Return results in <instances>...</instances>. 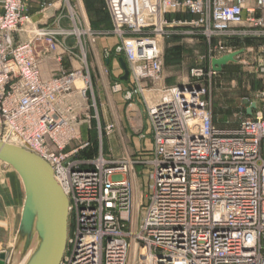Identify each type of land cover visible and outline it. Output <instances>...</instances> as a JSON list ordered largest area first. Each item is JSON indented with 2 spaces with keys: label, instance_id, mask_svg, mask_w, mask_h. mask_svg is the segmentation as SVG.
<instances>
[{
  "label": "built area",
  "instance_id": "obj_1",
  "mask_svg": "<svg viewBox=\"0 0 264 264\" xmlns=\"http://www.w3.org/2000/svg\"><path fill=\"white\" fill-rule=\"evenodd\" d=\"M104 2L109 30L81 28L72 15L71 29L39 28L37 39L55 50L65 35L116 36L114 51L136 84L127 98L143 90V82L155 86L162 77V41L173 25H186L181 34L205 41L209 69L193 66L187 80L158 88V100L147 107L151 188L134 223L133 194L124 178L129 161L99 152L83 169L72 158L76 149L66 151L80 139L92 106L84 54L80 68L43 78L35 39H15L26 19L24 0H0V139L47 161L68 197V237L59 264H264V89L248 98L256 103L251 115L244 108L235 127L220 128L202 83L217 73L212 58L239 49L224 38L248 37L245 51H264V0ZM170 13L194 17L169 21ZM111 88L119 91L120 84Z\"/></svg>",
  "mask_w": 264,
  "mask_h": 264
},
{
  "label": "crops",
  "instance_id": "obj_2",
  "mask_svg": "<svg viewBox=\"0 0 264 264\" xmlns=\"http://www.w3.org/2000/svg\"><path fill=\"white\" fill-rule=\"evenodd\" d=\"M24 3L26 19L16 30L15 39L18 41L35 39L43 78H48L64 69L80 68L82 66L80 56L84 54L92 82V92H89L88 99V104L92 106L87 112L88 117L81 123L80 143L73 145L71 142L66 148V151L76 149L72 158L80 161V167L89 168L87 161L99 152L111 158L110 153L103 150L102 137L106 138L109 149L116 146L123 150L129 147L140 149L144 146H152L147 107L158 100L160 95L158 88L163 87L162 79L156 81L155 86H149L150 96L145 93L138 94L136 91L127 98L126 92L133 90L136 84L131 80L129 73L124 78L125 72L119 59L123 55L114 51V47L119 43L116 36L99 35L92 39L88 34L79 37L74 34L65 35L60 37L62 45L55 50H48L44 41L36 37L37 30L46 26L71 29L74 25L71 20L72 15L81 28L91 31L109 30L112 22L104 0H24ZM175 14H167L169 16L167 20H187L175 17ZM184 37L181 38L182 41L186 39L189 42L206 45L200 37L192 38L188 35ZM234 40L224 38L223 41L227 45H234ZM245 41L236 48L249 46L251 42L246 45ZM169 44L166 40L162 41L164 52ZM116 82L120 84L119 91H113L111 88ZM146 83L143 82L142 85ZM179 83L177 81V84ZM108 125H112L111 130L106 129ZM236 125L237 122L217 124L220 128ZM133 200L135 207L138 204L135 203L136 197H133Z\"/></svg>",
  "mask_w": 264,
  "mask_h": 264
},
{
  "label": "rangeland",
  "instance_id": "obj_3",
  "mask_svg": "<svg viewBox=\"0 0 264 264\" xmlns=\"http://www.w3.org/2000/svg\"><path fill=\"white\" fill-rule=\"evenodd\" d=\"M186 29L188 26L182 24L173 25L167 29L168 37L164 40L170 44L166 47V53L163 50L164 67L160 78L163 80V87L174 86L177 81L187 80L193 66H200L204 73L208 72L207 46L203 43L189 42L186 39L182 41L181 38L185 35L181 33ZM250 39L236 38L234 45L238 46ZM253 41L261 42L259 39H252ZM165 54H167L166 57ZM202 83L206 88L205 98L209 101L214 124L236 122L244 109L243 105L239 106L240 98L255 100L258 93L264 89V51L257 50L256 47L252 51L244 50L235 62L222 66L220 71L210 77L205 75ZM152 84L148 81L146 85H142L143 90H138L137 93L150 96L148 88ZM76 143H80V139L72 142L73 145ZM102 146L104 151L110 153L112 160L129 161L124 178L127 180L130 194L136 197L135 203H138L133 215L134 223H137L142 217L146 197L151 188L149 159L152 146H144L140 149L129 147L127 150L116 146L109 149L105 137H102ZM23 203L24 187L20 176L9 164L0 162V251L6 253L5 264H11V258L19 248L22 239L26 237L20 231ZM20 253L24 254V246ZM129 264L132 262L130 261Z\"/></svg>",
  "mask_w": 264,
  "mask_h": 264
},
{
  "label": "water",
  "instance_id": "obj_4",
  "mask_svg": "<svg viewBox=\"0 0 264 264\" xmlns=\"http://www.w3.org/2000/svg\"><path fill=\"white\" fill-rule=\"evenodd\" d=\"M244 48L211 59V67L220 71L228 62H235ZM120 62L128 76L126 61ZM242 105L251 115L254 101L244 98ZM0 161L9 164L20 176L24 187V203L20 220V231L26 235L28 245L32 226L40 238L39 245L26 264H59L66 249L69 210L68 197L54 177L51 165L39 155L16 144L0 139ZM6 253L0 251V264L6 263Z\"/></svg>",
  "mask_w": 264,
  "mask_h": 264
},
{
  "label": "bare ground",
  "instance_id": "obj_5",
  "mask_svg": "<svg viewBox=\"0 0 264 264\" xmlns=\"http://www.w3.org/2000/svg\"><path fill=\"white\" fill-rule=\"evenodd\" d=\"M10 143L15 144L12 141H10ZM0 162H2V161H0ZM2 163H5V162H2ZM133 213H134V209H133ZM30 237L31 238L29 240L28 245H26V240L27 239H25V238L22 239V241H21V243L19 245V248L17 249V251L14 254V256L11 258V260H12L11 264H26L27 261L29 260V258L32 256V254L37 249V247L39 245V242H40V238H39L38 233H37V231L35 229V220H34V223H33V226H32L31 236ZM23 246H24V254L21 255L20 251L23 250Z\"/></svg>",
  "mask_w": 264,
  "mask_h": 264
},
{
  "label": "trees",
  "instance_id": "obj_6",
  "mask_svg": "<svg viewBox=\"0 0 264 264\" xmlns=\"http://www.w3.org/2000/svg\"><path fill=\"white\" fill-rule=\"evenodd\" d=\"M175 17H178V18H181V19H187V20H189L190 18H193L194 17V15L193 14H189V13H182V14H178V13H176L175 14ZM166 18H168L169 19V16L168 15H166ZM251 42V40H246L245 41V44L247 45V44H249ZM167 51L165 50V52L164 53H166ZM167 56V54H165V57Z\"/></svg>",
  "mask_w": 264,
  "mask_h": 264
}]
</instances>
